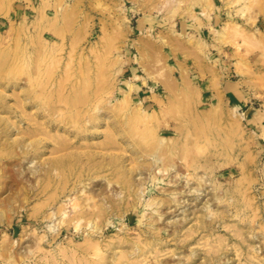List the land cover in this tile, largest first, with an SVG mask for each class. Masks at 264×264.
Returning <instances> with one entry per match:
<instances>
[{
  "label": "rangeland",
  "instance_id": "obj_1",
  "mask_svg": "<svg viewBox=\"0 0 264 264\" xmlns=\"http://www.w3.org/2000/svg\"><path fill=\"white\" fill-rule=\"evenodd\" d=\"M163 1L0 0V264H264V0Z\"/></svg>",
  "mask_w": 264,
  "mask_h": 264
},
{
  "label": "bare ground",
  "instance_id": "obj_2",
  "mask_svg": "<svg viewBox=\"0 0 264 264\" xmlns=\"http://www.w3.org/2000/svg\"><path fill=\"white\" fill-rule=\"evenodd\" d=\"M171 1H172V3L174 1L175 2V5H176V1L177 0H164L161 3L163 5H167ZM178 3H180V2H178ZM173 6H174V4H173ZM177 6H178V4H177ZM126 86L130 90V88L132 87V84L128 81V82H126ZM72 94H73V92H72ZM126 94H128V92L125 93L124 95H126ZM126 98H128V97H126ZM126 98H124V99L122 98L123 101H126L127 100ZM20 107H21V110H20V113H19L20 117H22V119L23 118L26 119L25 121L28 120V121L32 122L31 126L28 125L25 128H23V130L21 131L23 133V135H26L27 134L28 137L29 136L32 137V136H35V135H38V134L44 135V136H47L48 138H52V140H54L58 144V146H60V147L67 145L69 143V141H71V138L70 137L69 138L67 137L68 134H65L66 131H64L63 133H57L56 132V133H53L52 134L50 132V130H47V127L44 126V122L42 123L41 121L39 122V120L35 119L34 113H30L31 111L30 112H27L26 109H25V106L23 104H21ZM37 107L40 108V106H37ZM238 107H239L238 104H235L233 106L234 112L237 111ZM67 108L73 109V106H64V107H61V106H47L45 108V110H47V115L51 117V120H54L53 119L54 117L52 115H54L56 113L58 114L59 111H61L62 109L65 110ZM141 110H142L141 113L143 115L144 114L146 115V110L145 109H141ZM78 111L79 110H76L73 113L70 112L69 113L70 118L72 117L75 120V117L78 116V114H80L79 113L80 111L79 112ZM239 116H243V115L240 114ZM55 119L58 120L57 117ZM86 123H89L88 126L91 127L90 126L91 123H90L89 120H86ZM13 125L15 127H18L19 126V124L17 126L16 123H14V122H13ZM87 128H84V129L77 128L76 131L72 132L71 134H75V135L77 134L79 136L80 135L81 136H85V134L87 132ZM32 133L35 134V135H31ZM36 141H37L36 144H38V146L35 147V150L37 151V153H40L39 150H37V149L40 148L39 143H42V138H38ZM42 145H43V143H42ZM27 148H29V147H27ZM152 157H153L152 160H153L154 164H156L157 163V159H156L155 155H153ZM63 164H64L63 161L58 160L57 158H55V160L53 161V164L52 165H54L55 167H60ZM54 166H52V167H54ZM154 178H155L154 176H149L148 177V181L146 182L147 183L146 185H148L149 183H151L154 180ZM128 191H130V187H128ZM145 192H146L145 185H143V186H140L137 189H135V191H134V189H132L131 194H132L133 201L142 208L141 217L139 218V220L146 223L148 221L147 219H148V215L149 214L158 213V208H159V205H160L159 203L160 202L158 200H156L155 197H153V196H149L148 198L145 197ZM121 193L122 192H119V193L115 194L116 200H118V201L122 200V197L123 196H121ZM175 194H173L172 197H173V200L175 201V205H177L178 203H176V200H175V197L176 196H175ZM90 199H92V197H90V196L86 198V200H87L86 205H84V204L81 205V204L76 203L74 201L71 202V200H73L72 198H69L68 199L69 200V204L71 206V208H70L71 210H70V213L67 214L68 215L67 216L68 217L67 220L69 221V223L72 222L73 228H74L75 231L79 230L81 228L82 221L83 220H86L85 223H86V225H89L90 226V229H91L90 231L91 232H96V226L94 225V223H92L93 218L97 214H99L100 212H107L108 211L109 205H106L105 203H102L99 206H95V207H93L94 205L90 206V202H89ZM63 206H64V203L62 205V208L60 207L62 210H63ZM89 209H91V210H89ZM67 212L68 211L65 209V211H63L61 214H63L64 216H66L65 214ZM53 214L54 213L52 211H49L46 214L45 217H51ZM92 245H93V248H94V250L96 252L95 255L96 256H100V254H99L100 253L99 252V247L97 245H95V243H93V242H92ZM136 248H137L136 250H138V252H139V248L138 247H136ZM116 258H118V257H116ZM251 258H253V256H251ZM113 260H115V259H113ZM106 263H107V261L103 257H98V259L96 261H94V264H106Z\"/></svg>",
  "mask_w": 264,
  "mask_h": 264
}]
</instances>
